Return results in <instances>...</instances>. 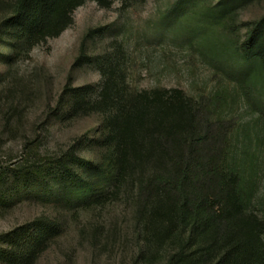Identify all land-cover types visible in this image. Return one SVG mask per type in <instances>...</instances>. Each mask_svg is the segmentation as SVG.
Wrapping results in <instances>:
<instances>
[{
    "label": "trees",
    "instance_id": "obj_1",
    "mask_svg": "<svg viewBox=\"0 0 264 264\" xmlns=\"http://www.w3.org/2000/svg\"><path fill=\"white\" fill-rule=\"evenodd\" d=\"M115 1L3 0L0 61L60 37L88 2L108 10ZM263 7L264 0H176L165 13L184 23L219 72L208 100L181 88L134 89L123 45L96 52L102 31H89L73 68L87 66L100 80L66 87L42 131L67 130L72 143L54 157L0 167V214L26 202L77 207L125 198L134 207L132 264H264V218L247 208L228 120L235 92L260 116L264 146ZM248 10L258 13L248 18ZM9 109L0 141L14 133L18 108ZM65 225L43 214L0 234V262L37 264Z\"/></svg>",
    "mask_w": 264,
    "mask_h": 264
},
{
    "label": "rangeland",
    "instance_id": "obj_2",
    "mask_svg": "<svg viewBox=\"0 0 264 264\" xmlns=\"http://www.w3.org/2000/svg\"><path fill=\"white\" fill-rule=\"evenodd\" d=\"M175 1L116 0L108 10L88 2L75 12V24L60 37L28 54L14 53L0 61V135L4 113L11 105L19 109L12 120L14 133L0 141V167L28 157H54L72 143L67 130L55 128L48 136L42 131L66 87L97 85L100 80L99 73L87 66L73 68L89 31H102L93 46L96 52L112 51L117 42L123 45L129 58L125 69L134 89L181 88L208 100L221 78L193 47L192 33L182 30L184 23L165 16ZM256 13L248 10L244 16ZM230 95L234 102L228 120L233 124L232 143L243 172L245 202L249 211L264 218V146L257 142V135L263 138L257 128L261 118L235 92ZM31 149L36 151L31 153ZM43 214L63 218L66 225L37 264H132L127 246L134 207L129 199L106 205L47 208L26 202L6 215L0 214V234Z\"/></svg>",
    "mask_w": 264,
    "mask_h": 264
}]
</instances>
